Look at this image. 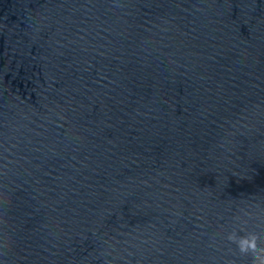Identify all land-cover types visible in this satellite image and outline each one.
Listing matches in <instances>:
<instances>
[{
  "label": "water",
  "instance_id": "water-1",
  "mask_svg": "<svg viewBox=\"0 0 264 264\" xmlns=\"http://www.w3.org/2000/svg\"><path fill=\"white\" fill-rule=\"evenodd\" d=\"M232 234L264 249V0H0V264H261Z\"/></svg>",
  "mask_w": 264,
  "mask_h": 264
},
{
  "label": "clouds",
  "instance_id": "clouds-1",
  "mask_svg": "<svg viewBox=\"0 0 264 264\" xmlns=\"http://www.w3.org/2000/svg\"><path fill=\"white\" fill-rule=\"evenodd\" d=\"M229 239L237 244L242 253H248L249 251L253 253L264 252V249L257 248V238L255 236L247 237L232 234L229 236ZM261 264H264V260L261 261Z\"/></svg>",
  "mask_w": 264,
  "mask_h": 264
}]
</instances>
